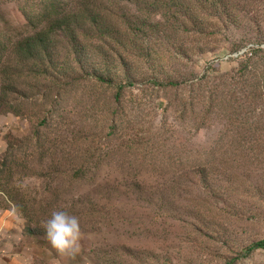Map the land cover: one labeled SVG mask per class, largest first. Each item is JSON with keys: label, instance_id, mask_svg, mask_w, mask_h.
Masks as SVG:
<instances>
[{"label": "rangeland", "instance_id": "1", "mask_svg": "<svg viewBox=\"0 0 264 264\" xmlns=\"http://www.w3.org/2000/svg\"><path fill=\"white\" fill-rule=\"evenodd\" d=\"M27 1L0 0V92L3 67H25L10 53L33 32ZM193 10L187 33L138 36L152 62L122 79L118 103L84 83L53 92L45 123L44 89L17 79L30 91L0 113V264H264V249L239 258L264 241V0ZM48 52L60 73L66 43ZM57 210L79 219L75 256L43 228Z\"/></svg>", "mask_w": 264, "mask_h": 264}, {"label": "trees", "instance_id": "2", "mask_svg": "<svg viewBox=\"0 0 264 264\" xmlns=\"http://www.w3.org/2000/svg\"><path fill=\"white\" fill-rule=\"evenodd\" d=\"M194 1V3H193ZM207 0H39L28 1L22 8L33 32L17 41L10 56H20L25 67L15 71L7 64L1 70L3 75L0 92V113L15 112L14 99L19 93L27 98V89L19 90L17 79L22 78L26 86L40 89L36 95L43 97L41 107L44 117L52 114L55 104L49 99L57 91L62 97L65 93L80 88L84 83L95 89L114 88V101L120 102L127 86L121 84L128 78L132 67L141 63H151L148 55L135 53L136 40L140 34L148 37L152 34L187 33L189 26L196 24V10H204ZM218 1V0H215ZM125 5L136 9V14L128 18L115 13L118 6ZM66 43V52L62 57L61 72L55 73L53 59L48 49L54 40ZM155 65L149 68L153 69ZM155 70V69H153ZM32 80L34 83L29 81ZM32 84V85H31ZM162 89L175 88L174 82L153 81ZM33 91V90H31ZM67 91V92H66ZM70 92V93H71ZM47 115V116H46ZM9 146L8 152L11 151ZM7 152V154H8ZM5 165V164H3ZM0 162V180L3 178ZM264 249V241L244 250L239 258Z\"/></svg>", "mask_w": 264, "mask_h": 264}, {"label": "clouds", "instance_id": "3", "mask_svg": "<svg viewBox=\"0 0 264 264\" xmlns=\"http://www.w3.org/2000/svg\"><path fill=\"white\" fill-rule=\"evenodd\" d=\"M43 228L58 257L75 256L79 251L81 228L76 216L62 210L53 211Z\"/></svg>", "mask_w": 264, "mask_h": 264}]
</instances>
